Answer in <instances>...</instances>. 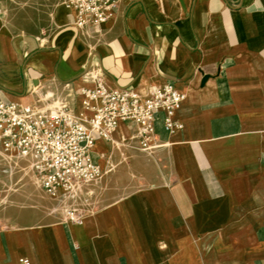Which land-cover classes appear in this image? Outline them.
<instances>
[{
    "label": "crops",
    "instance_id": "0c3cea01",
    "mask_svg": "<svg viewBox=\"0 0 264 264\" xmlns=\"http://www.w3.org/2000/svg\"><path fill=\"white\" fill-rule=\"evenodd\" d=\"M0 5L7 100L72 99L94 85L90 72L186 94L182 130L166 131L160 114L148 154L121 124L123 144L94 150L103 177L66 197L0 148V264H264V0L122 1L82 28L61 0L33 29L20 25V0Z\"/></svg>",
    "mask_w": 264,
    "mask_h": 264
},
{
    "label": "built area",
    "instance_id": "2783aa9c",
    "mask_svg": "<svg viewBox=\"0 0 264 264\" xmlns=\"http://www.w3.org/2000/svg\"><path fill=\"white\" fill-rule=\"evenodd\" d=\"M122 1L136 0H64V4L82 28L101 27L113 19ZM90 73L94 85L78 88L72 99L50 95L22 103L7 100L0 89L1 151L29 159L40 187L52 197H66L103 177L106 170L94 159V150L99 141L123 144L125 137L120 142L115 139L121 124L135 128L137 148L148 154L159 147L156 125L160 114L166 131L184 127L176 114L186 94L173 82L152 85L142 93L133 86L112 87L103 75ZM68 215L72 222L81 220L75 210ZM20 264L32 263L22 258Z\"/></svg>",
    "mask_w": 264,
    "mask_h": 264
},
{
    "label": "rangeland",
    "instance_id": "374dc122",
    "mask_svg": "<svg viewBox=\"0 0 264 264\" xmlns=\"http://www.w3.org/2000/svg\"><path fill=\"white\" fill-rule=\"evenodd\" d=\"M59 4H61V0H20V25L33 29L44 24L47 14L53 13L55 6ZM2 154L0 153V156ZM1 170L2 167L0 173H2ZM34 187L37 188L36 185Z\"/></svg>",
    "mask_w": 264,
    "mask_h": 264
},
{
    "label": "water",
    "instance_id": "95a60500",
    "mask_svg": "<svg viewBox=\"0 0 264 264\" xmlns=\"http://www.w3.org/2000/svg\"><path fill=\"white\" fill-rule=\"evenodd\" d=\"M207 78H208V77H205V78H204V81H203V83H204V82L207 80Z\"/></svg>",
    "mask_w": 264,
    "mask_h": 264
}]
</instances>
